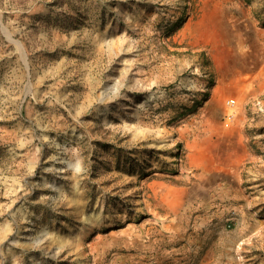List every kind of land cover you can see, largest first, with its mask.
<instances>
[{
	"label": "rangeland",
	"instance_id": "rangeland-1",
	"mask_svg": "<svg viewBox=\"0 0 264 264\" xmlns=\"http://www.w3.org/2000/svg\"><path fill=\"white\" fill-rule=\"evenodd\" d=\"M263 64L264 0H0V264H264Z\"/></svg>",
	"mask_w": 264,
	"mask_h": 264
},
{
	"label": "bare ground",
	"instance_id": "bare-ground-1",
	"mask_svg": "<svg viewBox=\"0 0 264 264\" xmlns=\"http://www.w3.org/2000/svg\"><path fill=\"white\" fill-rule=\"evenodd\" d=\"M189 149H190L189 158H190L191 164L195 167H200L203 170V173L205 174V172L208 169H206V167L204 168L202 166V163L204 161V154L208 150L207 145L206 144H191V146H189ZM169 197H170V195H169Z\"/></svg>",
	"mask_w": 264,
	"mask_h": 264
},
{
	"label": "crops",
	"instance_id": "crops-1",
	"mask_svg": "<svg viewBox=\"0 0 264 264\" xmlns=\"http://www.w3.org/2000/svg\"><path fill=\"white\" fill-rule=\"evenodd\" d=\"M263 70H264V64H263Z\"/></svg>",
	"mask_w": 264,
	"mask_h": 264
},
{
	"label": "built area",
	"instance_id": "built-area-1",
	"mask_svg": "<svg viewBox=\"0 0 264 264\" xmlns=\"http://www.w3.org/2000/svg\"><path fill=\"white\" fill-rule=\"evenodd\" d=\"M233 102H235V101L233 100Z\"/></svg>",
	"mask_w": 264,
	"mask_h": 264
}]
</instances>
